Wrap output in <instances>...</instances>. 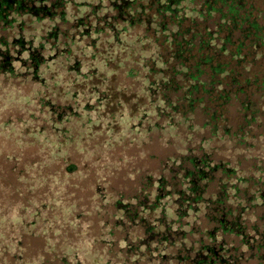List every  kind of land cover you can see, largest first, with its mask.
Segmentation results:
<instances>
[{"label":"trees","instance_id":"16d2710c","mask_svg":"<svg viewBox=\"0 0 264 264\" xmlns=\"http://www.w3.org/2000/svg\"><path fill=\"white\" fill-rule=\"evenodd\" d=\"M258 1L0 0V80L32 88L57 139L71 140L66 125L91 128L124 93L130 116L120 123L197 144L149 178L150 191L112 203L126 231L124 264H264ZM224 147L230 154L220 155ZM236 149L250 154L249 168L234 161ZM31 218L36 226L39 211ZM0 223L28 226L21 215ZM0 240V264H47L26 256L19 236L0 230ZM61 256L79 264L70 249Z\"/></svg>","mask_w":264,"mask_h":264},{"label":"rangeland","instance_id":"374dc122","mask_svg":"<svg viewBox=\"0 0 264 264\" xmlns=\"http://www.w3.org/2000/svg\"><path fill=\"white\" fill-rule=\"evenodd\" d=\"M117 80L129 85L123 77ZM10 82L0 80V216L21 215L28 226L24 231L0 223V230L8 237L19 236L25 255L47 264H61L67 249L77 254L79 264H122L125 253L119 246L126 231L117 227L112 203L150 191L148 179L163 175L168 160L197 144L160 131L144 134L132 120L120 123L119 115L130 116L129 95L124 93L121 105H107L91 128L86 122L83 130L66 125L71 140L57 139L32 88L15 80L11 87ZM19 91L30 98H18ZM239 152L232 151V158L249 168L252 157H240ZM222 154L230 152L224 147ZM35 211L40 220L32 226Z\"/></svg>","mask_w":264,"mask_h":264}]
</instances>
